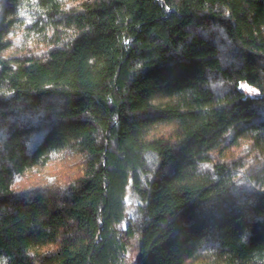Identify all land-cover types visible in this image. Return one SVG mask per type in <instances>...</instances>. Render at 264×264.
Returning <instances> with one entry per match:
<instances>
[{
  "label": "trees",
  "instance_id": "trees-1",
  "mask_svg": "<svg viewBox=\"0 0 264 264\" xmlns=\"http://www.w3.org/2000/svg\"><path fill=\"white\" fill-rule=\"evenodd\" d=\"M0 264H264V0H0Z\"/></svg>",
  "mask_w": 264,
  "mask_h": 264
},
{
  "label": "rangeland",
  "instance_id": "rangeland-1",
  "mask_svg": "<svg viewBox=\"0 0 264 264\" xmlns=\"http://www.w3.org/2000/svg\"><path fill=\"white\" fill-rule=\"evenodd\" d=\"M241 90L248 96H254L257 94V91L251 87H248L247 85H242L241 86ZM151 169V173H149V175L146 176H142L143 178V182L146 183L150 180V178L152 177L153 174V166L150 168ZM151 174V175H150Z\"/></svg>",
  "mask_w": 264,
  "mask_h": 264
}]
</instances>
